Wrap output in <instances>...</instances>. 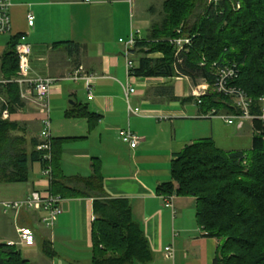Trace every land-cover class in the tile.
<instances>
[{
	"label": "crops",
	"instance_id": "1",
	"mask_svg": "<svg viewBox=\"0 0 264 264\" xmlns=\"http://www.w3.org/2000/svg\"><path fill=\"white\" fill-rule=\"evenodd\" d=\"M134 5V0H13L11 32L0 35V59L9 39L24 35L32 49V70L56 78L48 98L55 169L65 187L78 193L73 196L70 191L63 198L62 212L52 227L42 225L41 212L24 211L16 217L0 209V243L13 245L30 264H91L93 197L98 195L91 177L95 175L101 177L107 195L129 200L132 217L153 251L147 264H214L220 240L207 236L197 223L196 197L157 191L171 180L170 163L185 145L204 137L217 143L218 121L198 117L201 109L193 92L208 85H195L186 76L129 77L119 39L127 38L136 24L146 28L140 39L146 37L156 22L150 17L135 21ZM28 12L34 15L32 25L27 22ZM131 59L135 65L136 52L131 51ZM79 65L100 76L91 99L82 80L61 79ZM127 84L135 88L130 104L138 106L141 115L128 113L123 87ZM20 97L23 105L9 112L8 118L25 128L28 139H39L43 113L32 91L23 88ZM80 108L92 116L81 114ZM127 127L140 136L135 147L120 139L119 130ZM246 127L248 134L240 133ZM235 131V139L247 135L252 143L250 121L236 125ZM238 141L229 148L218 147L242 151ZM41 169L39 161L31 163L28 181L6 183L0 196L22 198L32 189L45 188L48 181ZM17 225L32 228L33 245L17 243ZM44 241L51 244L53 256L38 253ZM167 245L173 246V258L164 256Z\"/></svg>",
	"mask_w": 264,
	"mask_h": 264
},
{
	"label": "trees",
	"instance_id": "2",
	"mask_svg": "<svg viewBox=\"0 0 264 264\" xmlns=\"http://www.w3.org/2000/svg\"><path fill=\"white\" fill-rule=\"evenodd\" d=\"M204 1L164 0V16L150 25L148 35L132 49L137 53L132 71L140 77L186 76L195 85L205 82L208 90L200 96L201 102H196L201 112L226 108V113H231L230 97L213 90L214 70L234 64L237 77L232 83L255 101L264 96V0H210L190 23V16ZM180 27L182 35L192 38V45L176 57L167 39L178 35ZM19 38L12 36L1 56L0 71L5 77L14 75L18 68L15 46ZM0 96L5 101L0 102V111L6 107L13 112L23 105L16 83L0 85ZM80 109L81 114L92 116ZM252 126L254 134L247 153L225 151L210 137L185 145L170 163L171 180L157 189L159 194L196 197L197 223L207 236L220 240L214 264H264V131L258 120H253ZM38 143L36 138H27L19 122L0 115V183L28 181L30 164H43ZM55 159L53 152L52 192L62 198L70 191L78 195L60 180ZM91 178L98 185V195L93 197L91 264L152 261L153 251L141 225L132 217L129 200L107 195L101 177ZM42 251L47 256L55 253L48 241L43 242ZM0 264L30 263L13 245L0 243Z\"/></svg>",
	"mask_w": 264,
	"mask_h": 264
},
{
	"label": "built area",
	"instance_id": "3",
	"mask_svg": "<svg viewBox=\"0 0 264 264\" xmlns=\"http://www.w3.org/2000/svg\"><path fill=\"white\" fill-rule=\"evenodd\" d=\"M86 2L90 0H84ZM13 5V0H0V35H6L11 32V14L10 10ZM27 22L32 25L34 22V15L28 12ZM178 35L168 38L167 41L175 48V55L178 57L182 51L186 53L189 47L192 45V38L187 35H182L181 27L176 30ZM139 28H132L128 37L125 39L120 38L119 41L123 44V52L125 57V67L129 77L134 76L133 68L134 63L131 59V51L134 48L136 42L140 39ZM31 46L25 41L24 35H20L19 41L15 46V54L18 60V68L16 73L11 77H5L0 75V85L7 83H16L19 87V91L23 88L32 91L35 101L38 104L39 109L43 113L41 120V130L39 131V143L36 146L37 150L42 152V175L48 181V186L45 188L32 189L26 196L17 199H0V209L3 213H12L14 216H18L24 211H38L42 213L40 222L45 227H52L55 223L56 217L62 212L61 202L63 198L59 194H54L51 190L52 181V137L50 134V112H49V94L52 85L55 83L56 78L51 76H42L35 73L32 70L30 64ZM215 82L213 90L230 97L231 106L233 112L220 113L216 109H211L207 112H200L198 117H218L222 119L226 124L232 125L236 121V125L241 126L245 121L258 120L261 122L264 131V96H261L257 101L249 97L246 92L234 85L232 81L237 77V68L232 65H219L215 67ZM99 75L87 72L82 65H79L67 75L61 79L68 80H82L86 89L87 98L93 97V85ZM124 94L127 102L128 113L137 115L142 114V110L138 106H132L130 104V94L135 91V88L130 84L124 85ZM208 86H201L197 92L193 91L196 96V102L199 104L200 96L206 93ZM0 102H5L0 96ZM2 118L9 116L8 109L5 107L0 111ZM260 130H255V133H260ZM120 139L128 143L131 147H135L140 136L132 131L130 128L119 130ZM264 139V134H263ZM170 198V197H169ZM168 198V199H169ZM167 206H171V202L165 203ZM94 219V217H93ZM17 243L22 245H33L35 243V234L32 228L29 226L17 225ZM164 256L167 258H173L174 249L172 245L164 247Z\"/></svg>",
	"mask_w": 264,
	"mask_h": 264
},
{
	"label": "rangeland",
	"instance_id": "4",
	"mask_svg": "<svg viewBox=\"0 0 264 264\" xmlns=\"http://www.w3.org/2000/svg\"><path fill=\"white\" fill-rule=\"evenodd\" d=\"M134 1H135V5H134L135 21H136L137 17H150L152 19V21H160V19L164 16L163 9H162V5H163L164 0H134ZM209 1L210 0H207V1L205 0L203 3H201L197 6L194 13H192V15L190 16L191 17L190 23L195 19L196 15L199 12H201L204 5L209 3ZM134 28H139L141 34H143V35L146 32L145 26L136 24L134 26ZM220 113H225V112L220 111ZM208 119L218 121L217 128H216V132H217V135H216V142L217 143H216V145L217 146L229 148L228 146H230L231 144H234L235 143L234 141H236V142L238 141L237 139H235L236 135L238 133L237 131H235L236 121L232 125H227L226 123H224V121L222 119H220L218 117L213 116V117H210ZM249 130H250V128L246 127L245 129L241 130L240 133L248 134ZM230 140H231V142H230ZM238 142H240L239 146L241 147V150L243 152L247 153L250 151L251 143H250V137L249 136L246 135L245 137H243ZM5 185H6V183L0 184V190L4 189ZM0 199H5V198L0 196ZM14 199H17V198H14ZM62 249H64V248L62 247ZM38 253L40 255H45V254H43V251L41 249L38 251ZM81 257L83 258V255H81ZM86 264H88V263H86Z\"/></svg>",
	"mask_w": 264,
	"mask_h": 264
}]
</instances>
